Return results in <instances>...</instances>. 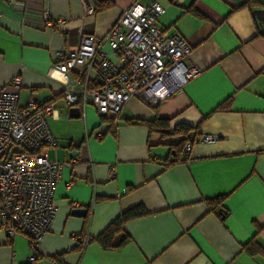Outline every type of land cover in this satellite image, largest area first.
<instances>
[{"label": "crops", "instance_id": "1", "mask_svg": "<svg viewBox=\"0 0 264 264\" xmlns=\"http://www.w3.org/2000/svg\"><path fill=\"white\" fill-rule=\"evenodd\" d=\"M248 1L156 0L164 9L159 29L185 39L202 71L154 107L130 99L100 127L92 106L69 117L54 53L76 50L80 33L103 37L122 9L152 0H0V91L20 76L19 105L50 102L55 146L47 157L63 164L55 216L34 264H264V22L252 14L264 0L252 8ZM44 14L66 23L45 27ZM156 117L170 120L169 132L180 124L196 130L187 135L188 153H173L183 136L126 123ZM203 135L218 139L202 143ZM221 196L225 215L218 217L204 201ZM138 205L148 215L125 224L129 242L112 251L95 242L79 248ZM253 239L260 252L249 255L241 248ZM29 255L25 237L0 232V264H27Z\"/></svg>", "mask_w": 264, "mask_h": 264}, {"label": "built area", "instance_id": "2", "mask_svg": "<svg viewBox=\"0 0 264 264\" xmlns=\"http://www.w3.org/2000/svg\"><path fill=\"white\" fill-rule=\"evenodd\" d=\"M4 2L11 5L14 0ZM86 5L85 15L93 13L94 7ZM163 13L156 0L147 6L130 5L103 37L80 33L76 50L54 53L51 66L67 107L84 111L92 106L99 121L115 122L130 99L154 107L197 77L202 69L193 61L189 43L159 29L157 20ZM65 23L62 18L43 16L45 27ZM7 87L0 91V232L9 240L25 237L30 248L27 264H34L55 216L54 188L63 164L47 157V149L55 146L47 124L52 106L32 99L19 105L20 76L13 77ZM217 139L203 135L200 141L211 144ZM188 151L184 147L183 153Z\"/></svg>", "mask_w": 264, "mask_h": 264}, {"label": "trees", "instance_id": "3", "mask_svg": "<svg viewBox=\"0 0 264 264\" xmlns=\"http://www.w3.org/2000/svg\"><path fill=\"white\" fill-rule=\"evenodd\" d=\"M246 5H248L250 8L259 6V3L257 0H249ZM95 85H91V89L94 88ZM50 102L43 104L49 105ZM78 105V104H77ZM112 120L105 119L101 120L99 123V126L101 127L104 124H110L111 125ZM127 124L131 125H138L145 127L149 133H156L159 134L162 137H166L169 135H177V136H183L184 138L179 142L178 147H176L173 150V153L175 157L178 156L179 152H183V149L185 147V144L189 142V139L187 137L188 133L194 132L196 133V130L184 125L180 124L174 127L172 132H169V119H160L156 117L153 121H141L137 119H129L126 120ZM190 145V144H189ZM174 162H169L165 166H170ZM224 197H216L214 199L205 200L204 203L207 206L208 212L213 213L218 217H222L225 215V213L222 211V203H223ZM148 213L145 211L144 207L141 205L135 206L131 209H128L121 214H119L106 228L105 230L95 239H85L82 238L81 242L79 243V248L81 247L83 241L86 244L87 242H95L97 243L101 249L105 251H112L120 248L127 242H129L130 238L124 231V226L130 221L143 218L147 216ZM83 243V244H84ZM78 248V249H79ZM241 250L245 251L249 255L256 254L260 252V249L258 248L257 244L255 243L254 239L249 241L247 244L243 245ZM55 263H59L60 259L55 258L52 259Z\"/></svg>", "mask_w": 264, "mask_h": 264}, {"label": "water", "instance_id": "4", "mask_svg": "<svg viewBox=\"0 0 264 264\" xmlns=\"http://www.w3.org/2000/svg\"><path fill=\"white\" fill-rule=\"evenodd\" d=\"M253 16L255 17L256 21L261 25L264 22V10L254 9L252 11ZM68 115L72 119H77L80 117V110L77 107H70L68 109ZM71 214L74 216H84L86 211L83 209H74L71 211Z\"/></svg>", "mask_w": 264, "mask_h": 264}]
</instances>
